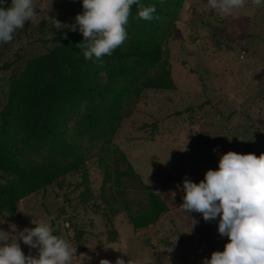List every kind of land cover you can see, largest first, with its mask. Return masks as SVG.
<instances>
[{"label":"rangeland","instance_id":"1","mask_svg":"<svg viewBox=\"0 0 264 264\" xmlns=\"http://www.w3.org/2000/svg\"><path fill=\"white\" fill-rule=\"evenodd\" d=\"M33 2L37 15L18 28L12 40L0 43V111L10 78L56 43L58 30L48 15L70 22L82 11L81 0ZM162 25L163 59L169 63L174 88L144 89L115 131L105 125L94 139L76 135L85 103L66 120V137L75 138L85 157L91 196H81L84 184L78 172L67 173L22 198L15 215L1 213L0 228L13 231L11 222L18 231L34 227L33 218L46 221L76 248L72 264H99L101 258L114 262L118 256L126 261L141 258L143 264H202L213 250H223L228 237L218 233V218L205 221L201 213L180 207L182 182L185 177L203 179L227 150L264 152V0H243L227 13L210 8L207 0H183L177 16L164 18ZM119 149L169 206L146 227L134 228L120 208L119 187L134 208L146 198L140 180L117 175L116 169L127 166ZM25 154L36 161L48 159L46 153ZM102 193L108 202L102 201ZM107 204L119 207L112 215L117 231L113 241L105 224ZM20 243L26 254H36Z\"/></svg>","mask_w":264,"mask_h":264},{"label":"trees","instance_id":"2","mask_svg":"<svg viewBox=\"0 0 264 264\" xmlns=\"http://www.w3.org/2000/svg\"><path fill=\"white\" fill-rule=\"evenodd\" d=\"M140 2L155 5L153 18H140L137 4L131 5L125 25L127 37L110 55L85 59L76 46L83 39L82 33L59 29L53 36L55 45L30 58L22 72L10 78L7 101L0 111V214L15 215L22 198L71 172L81 176V196H91L85 157L77 150L75 138L66 137L64 132L67 118L81 104L87 105V111L76 121V135L94 139L103 133L105 125L115 131L131 112L133 98L144 89L175 87L169 63L163 59L162 21L174 19L183 0ZM26 151L46 153L48 159L36 161ZM119 151L127 166L116 169L117 175L140 180L146 198L145 204L134 208L132 199L119 187L120 208L134 228L146 227L169 206ZM102 196V201L108 202L107 194ZM106 206L105 224L108 239L113 241L117 231L112 215L119 207ZM55 233L59 234L57 230Z\"/></svg>","mask_w":264,"mask_h":264},{"label":"clouds","instance_id":"3","mask_svg":"<svg viewBox=\"0 0 264 264\" xmlns=\"http://www.w3.org/2000/svg\"><path fill=\"white\" fill-rule=\"evenodd\" d=\"M243 0H207L212 9L230 12ZM82 11L74 21L62 22L49 16L54 28L79 31L83 39L77 47L85 59L99 60L110 55L122 44L127 31L130 6L137 4V15L152 19L155 5H143L140 0H81ZM37 15L33 0H0V43L13 39V33ZM66 35L67 33H62ZM215 151V148L213 149ZM180 207L199 212L205 221L217 219V231L227 236L223 250H213L202 264H264V152H223L218 167L205 171L198 182L185 177L182 182ZM0 215V223H3ZM34 227L25 226L16 231L0 228V264H72L76 251L68 240L56 234L50 223L33 218ZM36 249V254H26L21 243ZM128 255V254H127ZM99 264H143L141 258L126 261L118 256L113 262L101 258Z\"/></svg>","mask_w":264,"mask_h":264}]
</instances>
